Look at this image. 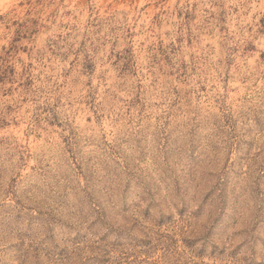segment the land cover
Masks as SVG:
<instances>
[{
    "label": "clouds",
    "instance_id": "clouds-1",
    "mask_svg": "<svg viewBox=\"0 0 264 264\" xmlns=\"http://www.w3.org/2000/svg\"><path fill=\"white\" fill-rule=\"evenodd\" d=\"M156 5L0 0V109L46 130L0 150V264H264V0Z\"/></svg>",
    "mask_w": 264,
    "mask_h": 264
},
{
    "label": "rangeland",
    "instance_id": "rangeland-1",
    "mask_svg": "<svg viewBox=\"0 0 264 264\" xmlns=\"http://www.w3.org/2000/svg\"><path fill=\"white\" fill-rule=\"evenodd\" d=\"M19 2V0H17ZM115 2V0H114ZM168 0H156V6L158 7L160 3H167ZM223 6L221 5V8ZM143 10V9H142ZM194 10L195 6L193 8V12H187V11H182V10H177V16H183L185 24L188 25L192 20L195 19L194 16ZM160 15L162 13L157 12L156 15L153 17V21L156 24L157 27H160L164 22L160 20ZM262 24H264V20L261 21ZM219 24H220V31L221 32H226V28L223 26L225 24V12L222 10L219 15ZM184 41V37H177V44H181ZM188 44L191 46L192 44V34L191 30L189 29L188 33ZM14 46V45H13ZM169 47L171 48L172 52L175 53L178 51V48L174 45L169 44ZM252 45L249 44L248 48L245 50L248 51L252 49ZM157 49L158 51L161 52L163 55L165 52L164 46H163V41H159L157 44ZM149 50H151V46L149 47ZM11 51V49H10ZM26 51V49H25ZM155 60V57H153ZM164 59L167 63H171L170 58L165 55ZM262 59H264V56H262ZM228 64H231V60H228ZM31 67V65H29ZM182 68L185 69L186 74V68L187 65L182 64ZM195 71V69H193ZM14 74L15 70L9 66L7 68H2L0 69V85H3L5 81L8 83H13L14 82ZM194 74V73H193ZM229 77L227 74H225L224 80L223 81H218L216 83L211 82L209 79L205 78L203 82L200 80H197V84L199 85V90L201 92H211L218 87L224 86L227 88V81ZM31 84V80H27L25 82V85L21 86H28ZM13 90L9 88L7 92L4 94L10 95ZM27 98H25V101L22 102V104L17 105L16 108H13L11 104L5 105L3 109H0V113L6 112L7 116L10 117V119H5L3 114H0V150L3 149L5 145L12 144L13 142L19 144L22 147H26L30 144H32L33 141L38 140L40 138V133L46 131L43 129V127L39 124V118H36V121L33 122L29 120L28 118V111L29 109L24 107V103H26ZM218 104L222 103V100L218 99L216 101ZM49 128L51 131L49 132V135H55V128L50 124ZM36 129H40V132H36ZM170 221L165 219L164 223H169ZM124 240L118 241V246H123ZM127 243L130 244L131 246H137L139 244V241H135L133 238L129 237L127 238ZM131 264H137L136 261H132Z\"/></svg>",
    "mask_w": 264,
    "mask_h": 264
}]
</instances>
